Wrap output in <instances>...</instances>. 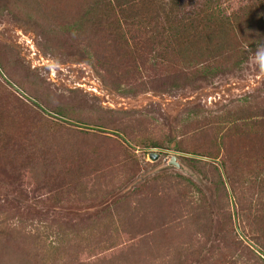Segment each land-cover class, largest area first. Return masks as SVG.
<instances>
[{
    "label": "rangeland",
    "instance_id": "rangeland-1",
    "mask_svg": "<svg viewBox=\"0 0 264 264\" xmlns=\"http://www.w3.org/2000/svg\"><path fill=\"white\" fill-rule=\"evenodd\" d=\"M206 2L213 4L217 2L224 7L230 3L229 9L226 8L227 12L223 15L224 17L228 15V18H232L233 11L239 13L249 11L252 16L260 10L262 21L254 20V25H248L249 27L245 25L243 28L247 27L245 32L237 31L238 48L235 52L227 53L217 64L207 66L205 63L202 75L196 76L191 84L170 93L147 90L136 95L122 93L106 85L97 70L83 61L80 54L69 52L60 59L46 54L40 47L41 37L34 27L22 26L7 12L0 14V50L5 49L7 53L13 55L18 66L31 74L37 73L40 78H45L48 86L59 95L77 97V102L85 100L89 105L94 103L100 107L86 114L91 116L101 114L113 121L118 118L123 119L133 126V132L144 133L146 136L143 138L147 141L155 140L167 147L138 146L136 143H130L119 130L106 129L107 132L103 131L104 134H112L118 140L117 145H114V153L109 154L114 157L102 161L108 173L103 177H97L91 173L92 175L87 176L88 180L79 183L80 185L77 184V187L71 188L66 194L60 188L55 191L40 189L31 181L22 185L23 192L19 193L15 190L19 185L16 187L17 185L10 183L12 180L7 181L0 176L1 209H6L12 216L20 212L23 218L35 219L36 223L39 218L53 220L51 223L56 225L65 223L69 229L66 231L67 241L64 235H61L59 240L66 243L61 246L56 241L53 246L58 248V253L61 251L71 263L105 264L107 261L106 264H120L121 258H128L134 264H142L143 260V264H147L154 259L153 256L163 251V243L167 240L176 243L178 240L181 241V238L187 241L191 239L187 233L178 230L175 223L172 225L170 215L174 204L170 203L174 202L165 195V190L159 191V195L155 196L149 189L144 193L145 199L131 194L134 188H139L146 181L148 183L154 175L161 172L168 177L175 173L185 175L199 190L197 193L194 186H187L185 180L180 179L176 183L170 179V182H174L176 196L179 197V200L176 198V205L185 202L188 206L196 194L199 198L196 200L197 211L204 213L201 225L196 217L195 224L205 225L201 227L207 232V237L203 239L205 245L197 249L195 254L191 250L189 264L264 263L256 256L257 254L264 259L260 242L248 239L249 233L258 232L252 226L253 217L248 211V207L252 209L256 207L257 199L256 197L253 199L246 192L250 177L264 175V162L261 156L260 160L257 159L256 149L250 142L251 134L264 127L262 103L264 65L259 59L261 55H264V9L261 8V0H187V4L198 12H202ZM161 24L163 25V20ZM170 25H172L170 22L164 23L166 28ZM234 25L238 28V20L234 19ZM153 57L154 55H151L150 59L152 60ZM150 61L147 60L140 66L143 77L149 72ZM4 97L5 102L2 103ZM1 105L6 113L4 120L6 119L7 123L9 121L11 126L12 119L18 113L25 117L23 119L28 121V125L31 120H41L40 116L44 114L50 116L55 123L71 126L69 120L60 118L50 111H44L42 114L41 102L26 95L20 87L0 72ZM124 111L134 112L119 113ZM74 126L76 125L66 127L58 133L60 136L69 128L73 130L62 137L66 147L69 144L67 141L73 138ZM79 127L84 130L89 129L84 125ZM92 131L94 134H101L98 128ZM220 133L227 137V146L232 145L234 150L232 157L238 171L237 179L246 177L243 185L244 195L238 194L242 195L244 200L246 215H238L228 224L221 219V212L229 209L233 213L237 212V204L228 180L224 176L227 200L224 191L211 180L213 170L209 167L203 168L208 176L206 178L189 163L187 157L194 156L204 161L215 162L220 166L219 160L178 150V147L197 149L208 147L210 139H215V136ZM238 134H242L247 140L237 138ZM144 151L147 153L143 154ZM152 151L160 152L161 155L157 160L150 159L149 154ZM168 153H175L182 167L162 166ZM221 170L223 172L222 168ZM141 205L145 206V212ZM115 211L118 214L126 213L128 218L137 216L132 226L137 237H132L128 230L121 231L118 228L117 221L112 216ZM160 216L167 217L164 219L165 228L170 229L167 230V234H164L161 226L159 228L156 226ZM191 221L193 222L194 218ZM53 230H55L52 233L54 235L56 229ZM23 237L26 238V236ZM124 237L129 238L123 240ZM151 237H154V240L145 242ZM258 237L264 241L263 232ZM51 239H54V236H49V240ZM88 240L95 245L93 249L89 247L91 242L86 246ZM140 241L143 244L135 246L137 243L140 244ZM24 242L27 247L32 245L31 239ZM244 245H249L256 254L249 249L242 254L239 250H243L241 247ZM99 255H106V257L102 256L99 259Z\"/></svg>",
    "mask_w": 264,
    "mask_h": 264
},
{
    "label": "trees",
    "instance_id": "trees-1",
    "mask_svg": "<svg viewBox=\"0 0 264 264\" xmlns=\"http://www.w3.org/2000/svg\"><path fill=\"white\" fill-rule=\"evenodd\" d=\"M261 3V8L264 9V0H261ZM207 4L202 12H198L187 4V0H0V14L7 12L22 26L34 27L41 37L40 47L46 54L58 59L69 52L80 54L83 61L97 70L106 85L122 93L136 95L147 90L170 93L191 84L196 76L202 75L205 63L207 66L217 64L227 53L235 52L238 48L237 31L245 32L248 25H254V20L262 21L260 10L252 16L249 11L241 13L233 11L232 18H228V15L226 17L223 15L227 12L226 8L229 9L230 3L225 7L217 2ZM234 19L238 20V28L234 25ZM166 22L172 25L166 28L164 26ZM245 25L247 27L243 29ZM6 51L0 50V72L20 87L26 95L40 101L42 114L44 111H50L60 118L69 120L71 126L76 125L73 128L76 133L73 132V138L67 141L69 144L66 147L62 137L73 130L69 128L60 136L58 133L71 126L55 123L50 116L44 114L40 116L41 120H31V123L35 124L28 125V121L24 120L25 117L20 113L15 114L13 118L15 121L12 119L11 126L9 121L8 125L7 120H4L6 113L3 106H0V176L7 181L12 180L10 183L17 185L16 187L19 185L15 189L16 192H23L22 185L31 181L40 189L55 191L60 188L66 194L71 188L88 180L87 176L92 175L91 173L97 177L105 176L108 172L102 161L114 157L109 154L114 153V145L118 143L112 134H104L103 131L107 132L106 129L119 130L130 143H136L138 146L165 147L155 140L147 141L143 138L146 136L144 133L139 132V135L133 132V126L123 119L113 121L101 114L97 116L86 114L100 107L94 103L89 105L85 100L77 102V97L59 95L48 86L45 78H40L37 73L31 74L18 66L15 57ZM151 55H154L152 60ZM147 60H151L150 68L143 77L140 66ZM124 85L126 87H123ZM2 99L1 102H5V97ZM262 103L264 105V96ZM83 125L89 129L79 127ZM95 128H98L101 134L92 133ZM237 138L247 140L242 134H238ZM226 141L227 137L220 133L215 139H210L208 147L202 149L178 147V150L219 160L220 166L194 156L187 157L189 163L206 178L208 176L203 168L209 167L213 170L211 180L224 191L227 200L224 176L228 180L237 204V212L233 213L231 209L221 212V219L228 224L238 215L245 214L244 200L242 195L238 194L244 192L246 177L237 179L238 171L232 157L234 150L232 145L227 146ZM250 142L256 149L257 159L260 160L261 156L264 162V127L251 134ZM170 179L176 183L182 179L187 186H194L185 175L175 173L168 177L161 172L154 175L148 183L146 181L139 188H134L131 194L145 199L144 193L149 189L155 196L159 195V191L165 190V195L174 202L170 203L174 204L170 215L172 225L175 223L177 229L187 233L191 239L187 241L181 238V241L178 240L176 243L164 241L166 243H163V251L153 256L154 259L147 264H189L191 250L195 254L197 249L205 245L203 239L207 237V232L201 228L205 225L195 224V217L201 225V218L204 215L203 212L197 211L196 200L199 198L195 194L196 197L193 195L194 200H190L188 206L185 202L176 205V198L179 200V197L176 196V186ZM249 180L246 192L253 199L256 197L257 203L254 209L248 207V211L253 217L252 226L258 232L249 233L248 239L260 242V247L264 251V241L258 237L260 233L264 234V175L250 177ZM141 208L145 212V206L141 205ZM112 216L121 231L128 230L132 237H137L132 229L137 216L128 218L126 213L118 214L116 211ZM166 218L160 216V221L156 224L157 228L161 226L164 234L170 230L165 228ZM49 220L39 218L36 223L35 219L23 218L20 212L12 216L6 209L0 208L2 264H73L53 246L56 241L61 246L66 243L59 239L61 235L66 237V231L69 229L64 222L55 221L59 223L56 225L51 223L53 220ZM53 229H56L54 235ZM49 236H54V239L49 240ZM125 238L129 237H124L123 240ZM153 238H148L145 242L152 241ZM29 239L32 240V245L27 247L24 241ZM90 242L86 241V246ZM92 244L93 242L89 245L91 249L95 246ZM142 244L140 241V244L137 243L135 246ZM152 246L154 247V244ZM193 246L195 248H192ZM241 249L243 250L239 251L242 254L246 249L256 254L249 245H244ZM32 254L37 257L31 256ZM102 256L106 257L99 255V259ZM256 256L264 262V259L257 254ZM121 259L120 264H134L128 258ZM143 262L144 260L142 264Z\"/></svg>",
    "mask_w": 264,
    "mask_h": 264
},
{
    "label": "water",
    "instance_id": "water-1",
    "mask_svg": "<svg viewBox=\"0 0 264 264\" xmlns=\"http://www.w3.org/2000/svg\"><path fill=\"white\" fill-rule=\"evenodd\" d=\"M160 155H161L160 152L152 151L149 154V157L150 159L157 160L160 157ZM164 165H173L179 168L182 167V163L180 162L179 158L177 157L175 153H168L166 155V157L163 160L162 166Z\"/></svg>",
    "mask_w": 264,
    "mask_h": 264
},
{
    "label": "clouds",
    "instance_id": "clouds-1",
    "mask_svg": "<svg viewBox=\"0 0 264 264\" xmlns=\"http://www.w3.org/2000/svg\"><path fill=\"white\" fill-rule=\"evenodd\" d=\"M259 59H260V63H261L262 65H264V55H261Z\"/></svg>",
    "mask_w": 264,
    "mask_h": 264
}]
</instances>
